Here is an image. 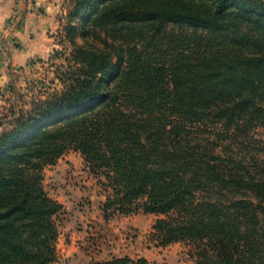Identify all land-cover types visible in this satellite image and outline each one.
Listing matches in <instances>:
<instances>
[{
  "label": "trees",
  "instance_id": "16d2710c",
  "mask_svg": "<svg viewBox=\"0 0 264 264\" xmlns=\"http://www.w3.org/2000/svg\"><path fill=\"white\" fill-rule=\"evenodd\" d=\"M70 2L63 89L0 132V264L57 262L44 171L70 151L105 177V220L153 214L197 264H264V0Z\"/></svg>",
  "mask_w": 264,
  "mask_h": 264
},
{
  "label": "rangeland",
  "instance_id": "374dc122",
  "mask_svg": "<svg viewBox=\"0 0 264 264\" xmlns=\"http://www.w3.org/2000/svg\"><path fill=\"white\" fill-rule=\"evenodd\" d=\"M34 1L0 0V132L10 128L20 110H29L34 99L63 89L58 74L68 66L73 49L65 33L70 0L56 2L61 13L42 24L48 45L45 53L41 47L43 53L27 66L16 65L12 59L21 47V36L28 34L30 15L37 13ZM43 186L64 207L57 219L60 238L55 264H96L125 257L151 264H197L192 245H157L152 227L159 216L116 214L105 220L103 206L112 191L102 174L90 173L78 152L70 151L55 166L47 167Z\"/></svg>",
  "mask_w": 264,
  "mask_h": 264
},
{
  "label": "crops",
  "instance_id": "0c3cea01",
  "mask_svg": "<svg viewBox=\"0 0 264 264\" xmlns=\"http://www.w3.org/2000/svg\"><path fill=\"white\" fill-rule=\"evenodd\" d=\"M64 0H35L34 7L37 12L30 15L29 22L26 25V32L21 36V47L18 52L12 53V59L16 65L27 66L31 59L37 54L45 53L48 49L45 30L42 24L55 20L60 12V7L55 8V3L61 4ZM62 19V17H61ZM63 20V19H62ZM35 34L34 37L29 36ZM43 47V51L42 48Z\"/></svg>",
  "mask_w": 264,
  "mask_h": 264
}]
</instances>
